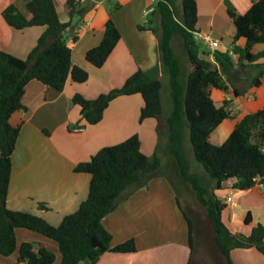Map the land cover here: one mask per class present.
Masks as SVG:
<instances>
[{"label": "trees", "instance_id": "1", "mask_svg": "<svg viewBox=\"0 0 264 264\" xmlns=\"http://www.w3.org/2000/svg\"><path fill=\"white\" fill-rule=\"evenodd\" d=\"M117 8L114 4L110 12ZM66 10L70 18L67 23L58 19L52 0H29L26 4L28 16L13 5L2 12L6 24L15 30L33 27L45 30L25 59L0 51V256H10L16 251L15 230L22 228L56 242L60 264H95L108 252L136 251L133 240L112 247V237L101 221L120 202L159 175L158 148L151 156L144 155L138 136L134 134L119 144L101 148L88 161L77 164L75 173L90 176L88 196L58 226H52L39 216L6 207L11 156L21 126L12 125L10 119L14 113L25 110L26 85L35 80L61 92L68 79L77 84L88 79L84 69L72 65L71 49L65 38L72 20L82 12L76 0H66ZM227 15L234 27L231 51H214L213 59L209 60L210 53L195 39V33H198L196 1L157 0L150 22L155 21L160 28L158 67L136 71L121 87L93 100L75 94L72 103L80 109L82 126L95 125L114 99L139 94L144 102L139 122L156 119L166 126L167 151L174 158L182 180L203 208L214 245L225 264H235L230 257L234 249L255 248L264 257V226L253 225L248 236L232 234L222 221L226 206L216 191L228 180H234L233 188L242 191L257 184L264 185V110L245 115L227 139L215 146L209 141L210 135L223 121L230 119L231 114L227 110L228 103L216 106L210 92L213 89L228 92L235 62L251 67V85H259L264 64L256 61L264 58V49L252 51L258 45L264 46V0H253L244 14L227 8ZM119 39L116 26L108 18L100 43L85 53L84 60L96 69L101 68ZM240 39L245 41L243 48L236 45ZM160 75L169 79L171 110L167 114L161 98ZM184 139L189 142L195 161L204 170L205 182L189 171L182 146ZM177 206L186 221L187 243L193 251V223L178 202ZM39 207L44 205L39 204ZM244 222L250 224L249 218ZM54 260L51 251L30 242L21 243L17 249L18 264H54Z\"/></svg>", "mask_w": 264, "mask_h": 264}, {"label": "crops", "instance_id": "2", "mask_svg": "<svg viewBox=\"0 0 264 264\" xmlns=\"http://www.w3.org/2000/svg\"><path fill=\"white\" fill-rule=\"evenodd\" d=\"M28 1L0 0V51L19 59L28 56L45 29L33 27L15 30L6 24L2 12L13 5L28 16ZM52 1L60 22L70 21L66 0ZM153 1H76L82 13L72 20L65 38L71 49L72 65L84 69L88 73V79L82 84L68 79L61 92L47 88L35 80L26 85L23 98L25 110L14 113L10 119L12 125L21 126L11 156L6 198L9 210L30 213L52 226H58L88 196L90 176L75 173L74 167L77 164L88 161L101 148L119 144L134 134L138 136L140 151L144 155L151 156L154 153L158 143V121L145 119L139 122L144 105L139 94L114 99L104 111L100 122L95 125L82 126L84 121L80 109L72 103L75 94L93 100L100 94L121 87L136 71H149L158 67L159 32L153 28L156 22H150L152 16L148 13L155 7ZM195 1L198 33L219 44L216 49H211L199 41L210 53L208 59H213L214 51L230 52L234 27L227 15V8L244 14L253 0ZM110 2L113 3L112 6L118 5L112 12V6H108ZM108 18L116 26L120 39L103 66L96 69L84 60V56L89 49L100 43ZM236 45L243 48L245 41L240 39ZM262 49L264 46L258 45L252 52ZM233 59H236L235 55ZM256 63L264 64V58ZM235 64L238 67L233 69L228 92L215 89L210 92L216 106L227 102L233 109L230 119L223 121L210 135L209 141L215 146H220L227 139L234 126L245 115L264 110V75L259 79L258 86H252V68L245 63ZM168 138L166 144L169 142ZM176 174L184 191H191L190 203L199 209V219L206 224L208 237L215 249L212 254L215 264H225L214 245L213 233L203 208L196 201L189 185L182 180L178 168ZM203 176L206 178L205 174ZM233 183L234 180L225 181L216 191L218 198L226 206L222 212V221L232 234L248 236L253 225L264 226V185L257 184L242 191L234 189ZM227 197L231 198L229 202H225ZM177 202L193 222V230L197 231L200 222L196 224L186 212L185 201L179 197L170 178L159 172L158 176L120 202L101 221L112 237V247L133 240L136 251L125 254L108 252L95 264H191L193 251L188 247L187 225ZM39 204L44 207L40 208ZM246 218H249L250 224L244 222ZM15 239L17 249L23 242L43 246L54 254V264H60L61 255L53 240L22 228L15 230ZM17 249L10 256H0V264H18ZM230 257L235 264H264V257L255 248L234 249Z\"/></svg>", "mask_w": 264, "mask_h": 264}, {"label": "rangeland", "instance_id": "3", "mask_svg": "<svg viewBox=\"0 0 264 264\" xmlns=\"http://www.w3.org/2000/svg\"><path fill=\"white\" fill-rule=\"evenodd\" d=\"M156 1L157 0H154L153 3L156 4ZM179 1L180 0H178V2ZM112 4L113 3L110 2L108 3V6H112ZM153 28H155V30H157V32L160 33V28L157 23L153 24ZM160 80L162 82L161 98H162L163 108H164L165 114H167L171 110L169 79L165 75H160ZM158 128H159L158 129V143L156 145V148H158L157 153L161 160L160 172H163L172 181L179 197L185 201L184 207H185L186 212L190 215V217H192V219H194L196 224L200 222V227L197 226V231L196 229L193 230V258H192L191 264H215L213 256H212L215 249H213L210 238L208 237V229L206 228V224L202 223V221L199 219V215H200L199 209L197 207H194L190 203L192 201V197H190L191 191H189L188 193L186 189L184 191L183 185L180 186V181H179L180 178L176 174V168H178V166L174 158L168 153L167 148L165 146L167 145L166 141L168 138V134H167L168 132H167L166 126L162 122H160L158 123ZM182 146H183V152H184L185 158L187 160L189 171L197 175L198 177H200V179L205 182L206 179L203 176L204 170L202 166L195 161L192 155L189 142L184 139ZM195 231L197 232V241L195 239V236H196Z\"/></svg>", "mask_w": 264, "mask_h": 264}, {"label": "built area", "instance_id": "4", "mask_svg": "<svg viewBox=\"0 0 264 264\" xmlns=\"http://www.w3.org/2000/svg\"><path fill=\"white\" fill-rule=\"evenodd\" d=\"M76 1H79V0H76ZM153 11V9H151L148 13H151ZM147 13V14H148ZM195 39L196 40H198V41H201V42H203L204 44H206L209 48H211V49H216L217 47H218V42L217 41H211L208 37H206V36H203L202 34H200V33H195ZM227 110L230 112V114H231V112H232V108L230 107V106H228L227 107ZM76 131H78V130H76ZM255 180V179H254ZM231 200V198L230 197H227L226 199H225V202H229Z\"/></svg>", "mask_w": 264, "mask_h": 264}, {"label": "water", "instance_id": "5", "mask_svg": "<svg viewBox=\"0 0 264 264\" xmlns=\"http://www.w3.org/2000/svg\"><path fill=\"white\" fill-rule=\"evenodd\" d=\"M236 67H238V64H235L234 67H233V69H235Z\"/></svg>", "mask_w": 264, "mask_h": 264}]
</instances>
